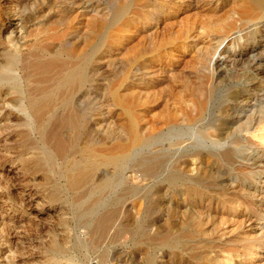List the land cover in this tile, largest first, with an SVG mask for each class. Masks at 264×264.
Returning <instances> with one entry per match:
<instances>
[{
    "label": "rangeland",
    "instance_id": "1",
    "mask_svg": "<svg viewBox=\"0 0 264 264\" xmlns=\"http://www.w3.org/2000/svg\"><path fill=\"white\" fill-rule=\"evenodd\" d=\"M0 73V264H264V0H0Z\"/></svg>",
    "mask_w": 264,
    "mask_h": 264
},
{
    "label": "bare ground",
    "instance_id": "2",
    "mask_svg": "<svg viewBox=\"0 0 264 264\" xmlns=\"http://www.w3.org/2000/svg\"><path fill=\"white\" fill-rule=\"evenodd\" d=\"M246 2H247V1H246ZM249 5H250V4H249ZM256 5H257V4H256ZM232 9H233V8H232ZM249 9H250V8H249ZM234 11H235V10H234ZM238 12H239V11H238ZM252 14H254V12H253ZM252 14H251V15H252ZM240 15H241V14H240ZM238 16H239V15H238ZM215 22H216V21H215ZM215 22H214V23H215ZM217 22H219V21H217ZM217 22H216V25H218ZM210 23H211V22H210ZM174 24H175V23H174ZM201 26H202V25H201ZM218 26H219V25H218ZM217 28H218V27H217ZM220 29H221V27H220ZM220 31H221V30H220ZM181 33H182V32H181ZM221 33H222V32H221ZM158 34H159V33H158ZM223 35H224V34H223ZM223 35H222V36H223ZM176 36H177V35H176ZM174 37H175V36H174ZM180 38H182V37H180ZM175 39H176V38H175ZM177 43H178V42H177ZM179 43H180V42H179ZM181 43H182V41H181ZM181 43H180V44H181ZM177 45H178V44H177ZM183 45H184V44H183ZM176 47H177V46H176ZM178 47H179V46H178ZM8 55H10V54H8ZM11 57H13V56L11 55ZM8 63H9V62H8ZM0 74H1V73H0ZM2 74H3V73H2ZM111 263H112V262H111ZM89 264H91V262H90Z\"/></svg>",
    "mask_w": 264,
    "mask_h": 264
},
{
    "label": "built area",
    "instance_id": "3",
    "mask_svg": "<svg viewBox=\"0 0 264 264\" xmlns=\"http://www.w3.org/2000/svg\"><path fill=\"white\" fill-rule=\"evenodd\" d=\"M98 264H112L110 261H104V262H100Z\"/></svg>",
    "mask_w": 264,
    "mask_h": 264
}]
</instances>
